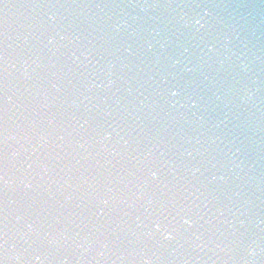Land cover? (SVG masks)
<instances>
[{
  "label": "snow or ice",
  "instance_id": "snow-or-ice-1",
  "mask_svg": "<svg viewBox=\"0 0 264 264\" xmlns=\"http://www.w3.org/2000/svg\"><path fill=\"white\" fill-rule=\"evenodd\" d=\"M5 7H7V5H5ZM3 23L6 24V21H4ZM195 23L197 25H199L200 20H196ZM96 86L99 87V85H96ZM165 91L171 97H177V96L181 95V89L176 88V87L168 88ZM160 94H164V93H160ZM184 95L186 97V101H185L184 106L189 107L191 109L199 110L200 100L195 98L192 94L188 93L186 90L184 91ZM193 115H195V112H193ZM0 135H2V133H0ZM105 138H107V137H105ZM150 175L152 178H155L157 176V173L154 171H150ZM213 179H215V177H213ZM6 185H7V181L3 178V176H0V191H4L6 189ZM110 192H111V189H107L104 192L99 193L97 196L98 202L102 205H105V206L109 205L110 200H111ZM193 223H194V221H192L190 218L183 219V224L188 225L189 227ZM155 225L157 226V227H155L156 229L160 228V224L158 222ZM166 233L168 235L165 234L164 239L165 240L171 239L172 238L171 232H168L166 230ZM35 260L41 261L42 260V254L35 255ZM0 264H3V260H0Z\"/></svg>",
  "mask_w": 264,
  "mask_h": 264
},
{
  "label": "clouds",
  "instance_id": "clouds-1",
  "mask_svg": "<svg viewBox=\"0 0 264 264\" xmlns=\"http://www.w3.org/2000/svg\"><path fill=\"white\" fill-rule=\"evenodd\" d=\"M154 227H157L156 225H154ZM166 235H168L167 233H166ZM251 254V253H250ZM146 264H147V262H146Z\"/></svg>",
  "mask_w": 264,
  "mask_h": 264
}]
</instances>
